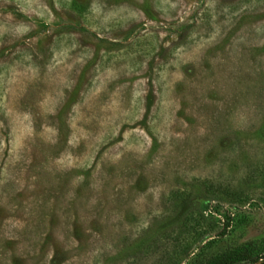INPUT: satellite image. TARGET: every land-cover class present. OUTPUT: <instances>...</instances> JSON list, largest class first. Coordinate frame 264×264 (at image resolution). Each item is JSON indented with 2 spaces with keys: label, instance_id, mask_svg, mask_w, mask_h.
Returning <instances> with one entry per match:
<instances>
[{
  "label": "rangeland",
  "instance_id": "rangeland-1",
  "mask_svg": "<svg viewBox=\"0 0 264 264\" xmlns=\"http://www.w3.org/2000/svg\"><path fill=\"white\" fill-rule=\"evenodd\" d=\"M0 264H264V0H0Z\"/></svg>",
  "mask_w": 264,
  "mask_h": 264
},
{
  "label": "trees",
  "instance_id": "trees-1",
  "mask_svg": "<svg viewBox=\"0 0 264 264\" xmlns=\"http://www.w3.org/2000/svg\"><path fill=\"white\" fill-rule=\"evenodd\" d=\"M238 255H239V257H244V256H243V255H244V251H243V252H240ZM255 259H256V258H255ZM252 261H253V260L250 259V262H252Z\"/></svg>",
  "mask_w": 264,
  "mask_h": 264
}]
</instances>
